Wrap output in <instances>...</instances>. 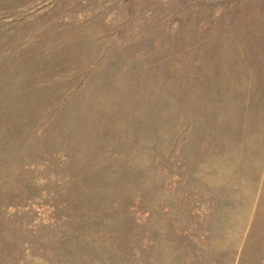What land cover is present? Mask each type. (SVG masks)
<instances>
[{"label": "rangeland", "instance_id": "1", "mask_svg": "<svg viewBox=\"0 0 264 264\" xmlns=\"http://www.w3.org/2000/svg\"><path fill=\"white\" fill-rule=\"evenodd\" d=\"M263 88L264 0H0V264H264L213 129Z\"/></svg>", "mask_w": 264, "mask_h": 264}, {"label": "crops", "instance_id": "2", "mask_svg": "<svg viewBox=\"0 0 264 264\" xmlns=\"http://www.w3.org/2000/svg\"><path fill=\"white\" fill-rule=\"evenodd\" d=\"M260 92L242 111L216 116L218 120L213 126L217 136V158H222L224 163L225 158L230 160L231 156L234 159L236 156V165L239 172L242 171L238 183H241L242 191L244 179L247 191L239 197L248 198L251 205L248 214L258 213L264 198V88Z\"/></svg>", "mask_w": 264, "mask_h": 264}]
</instances>
